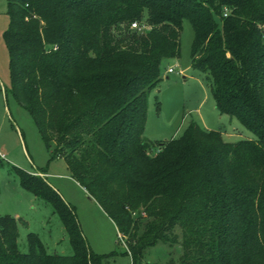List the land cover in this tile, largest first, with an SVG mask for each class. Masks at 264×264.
<instances>
[{"label":"trees","instance_id":"1","mask_svg":"<svg viewBox=\"0 0 264 264\" xmlns=\"http://www.w3.org/2000/svg\"><path fill=\"white\" fill-rule=\"evenodd\" d=\"M5 14L9 93L48 160L61 159L113 223L130 264L158 245L179 249L173 264H264V0H6ZM140 20L149 29L130 31ZM184 20L190 68L253 140L227 142L193 122L174 139L142 138ZM13 170L56 215L71 254H47L30 233L20 253L24 222L0 215V264H101L60 196Z\"/></svg>","mask_w":264,"mask_h":264},{"label":"rangeland","instance_id":"2","mask_svg":"<svg viewBox=\"0 0 264 264\" xmlns=\"http://www.w3.org/2000/svg\"><path fill=\"white\" fill-rule=\"evenodd\" d=\"M5 2L0 0V153L3 155L0 159V215L17 216L25 222L24 225L17 224L16 244L20 253L26 252V235L30 233L37 237L47 254L70 255L67 237L58 218L49 205L20 188L13 168L26 173H46L45 181L73 210L88 249L102 257L101 264H130L129 257L123 254L125 247L118 239L113 223L83 188L63 174V161L48 160L30 117L9 93L8 58L2 39L8 22ZM191 41L192 30L184 20L179 32L177 58L162 63L161 80L148 97L147 129L150 132L163 126L165 136H161V141L177 138L187 123L198 121L199 116L204 118L210 108L211 112L214 111L204 75L190 68ZM166 67L174 70L164 78ZM210 122L209 130L219 131L227 142L254 139L249 131L229 116L214 114ZM178 254L179 249L175 246L158 245L148 251L142 263L169 264L171 261L173 264Z\"/></svg>","mask_w":264,"mask_h":264},{"label":"crops","instance_id":"3","mask_svg":"<svg viewBox=\"0 0 264 264\" xmlns=\"http://www.w3.org/2000/svg\"><path fill=\"white\" fill-rule=\"evenodd\" d=\"M167 68H169V67H166V69ZM166 69H164V75L165 76H163L164 78H167L166 77V75H168V74H166L165 73V70ZM172 74V73H171ZM154 92V90H152L151 92H150V94L151 93H153ZM150 94H149V96H150ZM153 95V94H152ZM148 96V97H149ZM210 96V95H209ZM211 98V97H210ZM203 100H205L206 101V98L204 97L203 98ZM211 101H212V99H211ZM212 103V109L214 110L213 112H211V108L210 109H208V112H207V115H205V117L203 118V117H201V116H199L198 117V121H194L193 123H195L199 128H201V129H203V130H206V131H209V123H211L210 121H211V118H213V115L215 114H218L217 113V111L214 109V105H213V102H211ZM214 113V114H213ZM218 115H220V114H218ZM146 120H145V125H144V130H143V133H142V138H144V139H146L147 141H161L160 140V138H161V136L163 137V136H165V133L163 132L164 131V127L163 126H158V130H151L150 132H148L149 130L147 129V124H146ZM189 123H187V125H188ZM186 125V126H187ZM160 130V131H159ZM147 133H148V135H147ZM157 139H159V140H157ZM166 139H163V141H165ZM58 160H61V159H58ZM62 161V160H61ZM64 165V164H63ZM63 174H65V176H68V173H67V170H66V168H65V165L63 166ZM29 174H32V175H34V174H38L39 176H41L43 179H44V176H48V174H46V173H34V172H31V173H29ZM67 174V175H66ZM44 181H45V179H44ZM46 182V181H45ZM47 183V182H46ZM48 184V183H47ZM52 189H53V187L51 186V184H48ZM54 190V189H53ZM55 191V190H54ZM56 193H57V191H55ZM62 200H65V199H63V197H60ZM64 202V201H63ZM65 203V202H64ZM14 218H18L17 216H14ZM24 224H25V222H24ZM23 224V225H24Z\"/></svg>","mask_w":264,"mask_h":264},{"label":"built area","instance_id":"4","mask_svg":"<svg viewBox=\"0 0 264 264\" xmlns=\"http://www.w3.org/2000/svg\"><path fill=\"white\" fill-rule=\"evenodd\" d=\"M227 13L226 9H223V13L222 16L224 17ZM129 28L133 31H135L136 33L142 34L144 32H146L149 29V26L145 23V22H132L129 25ZM173 68H167L165 70L166 74H171L173 73ZM0 159H3V155L0 153Z\"/></svg>","mask_w":264,"mask_h":264}]
</instances>
